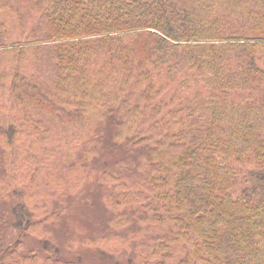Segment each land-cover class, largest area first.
<instances>
[{
    "label": "trees",
    "instance_id": "obj_1",
    "mask_svg": "<svg viewBox=\"0 0 264 264\" xmlns=\"http://www.w3.org/2000/svg\"><path fill=\"white\" fill-rule=\"evenodd\" d=\"M50 163L131 264H264V0H0V264H65Z\"/></svg>",
    "mask_w": 264,
    "mask_h": 264
},
{
    "label": "rangeland",
    "instance_id": "obj_2",
    "mask_svg": "<svg viewBox=\"0 0 264 264\" xmlns=\"http://www.w3.org/2000/svg\"><path fill=\"white\" fill-rule=\"evenodd\" d=\"M10 35L14 39L17 37L16 34ZM4 91L3 99H6L8 94ZM100 155L107 159L108 154L101 152ZM37 171L38 178L48 182V187L43 184L37 190L46 194L47 204L59 215L54 224L45 227L44 231L48 233L41 232V235L53 237L60 246L59 257L65 264H131L129 251L125 252L124 247L118 244L124 230H118L116 234L111 231V215L103 205L106 187L96 182L97 172L88 173L77 167L69 170L65 165L60 168L53 163H50L49 172ZM31 173L28 171L29 176ZM8 203L0 198L1 213L7 210ZM6 225V238L3 240L7 243L11 242L13 232L9 224ZM31 239L27 241V250L33 248L40 258L45 257L46 254L38 247L39 238L34 236Z\"/></svg>",
    "mask_w": 264,
    "mask_h": 264
}]
</instances>
